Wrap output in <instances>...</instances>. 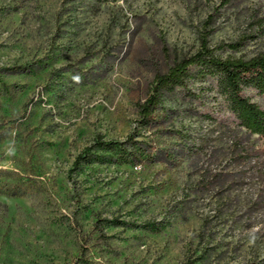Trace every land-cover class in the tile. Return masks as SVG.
<instances>
[{"label":"rangeland","instance_id":"obj_1","mask_svg":"<svg viewBox=\"0 0 264 264\" xmlns=\"http://www.w3.org/2000/svg\"><path fill=\"white\" fill-rule=\"evenodd\" d=\"M201 34L264 51V0H0V264H264V140L213 91L168 95L142 130L172 162H75L98 134L125 139Z\"/></svg>","mask_w":264,"mask_h":264},{"label":"trees","instance_id":"obj_2","mask_svg":"<svg viewBox=\"0 0 264 264\" xmlns=\"http://www.w3.org/2000/svg\"><path fill=\"white\" fill-rule=\"evenodd\" d=\"M228 1L224 0L225 3ZM242 46V38L213 46L209 44L206 34H201L194 52L177 57L164 71L154 73L149 93L136 103V125L125 139H104L98 134L94 142L77 155L75 162L89 159V151L93 148L118 155V160L144 158L149 161L172 162L174 154L169 153L166 148L158 147L153 150L148 141L140 139L142 130L162 119L158 112L164 108L168 95L179 93L182 98L201 101L199 94L207 89L215 93L213 100L217 99L216 96L221 97V103L236 127L264 140V51L250 56L236 55ZM25 70L26 67L22 64L3 69L9 73ZM194 83L201 87L199 94L191 90ZM170 134L179 139L180 151L185 148L195 150V147H190L191 132L171 130ZM238 147L242 149V146ZM100 224L97 221L95 226L99 237L105 240L107 235Z\"/></svg>","mask_w":264,"mask_h":264}]
</instances>
